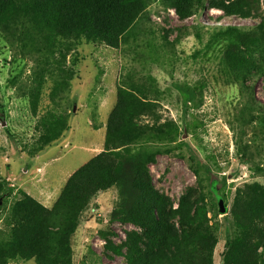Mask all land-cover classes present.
Segmentation results:
<instances>
[{"label": "rangeland", "instance_id": "1", "mask_svg": "<svg viewBox=\"0 0 264 264\" xmlns=\"http://www.w3.org/2000/svg\"><path fill=\"white\" fill-rule=\"evenodd\" d=\"M175 3L137 0L142 12L116 49L86 39L65 47L62 39L48 46L42 39L37 46L0 32V229L23 196L53 208L70 176L106 152L112 111L128 96L137 107L134 123L153 134L127 147L133 150L127 170L141 165L144 147L153 159L144 165L147 176L167 210H176L182 198L205 208L201 226L184 234L202 263H226L230 229L231 239L248 244L239 264H264V238L252 235L241 212L246 201L264 205V0L250 19H219L222 13L207 7L181 18ZM225 27L241 31L226 36ZM64 71L66 91L56 86ZM175 84L201 92L197 108L183 113ZM250 96L257 106L242 127ZM61 125L67 130L41 146L40 138ZM241 130L252 151L247 165L236 150ZM192 168L199 169L198 178ZM127 190L113 187L89 201L68 239L67 264H127V248L144 236L118 220ZM254 225L264 231V217Z\"/></svg>", "mask_w": 264, "mask_h": 264}, {"label": "trees", "instance_id": "2", "mask_svg": "<svg viewBox=\"0 0 264 264\" xmlns=\"http://www.w3.org/2000/svg\"><path fill=\"white\" fill-rule=\"evenodd\" d=\"M260 1L178 0L175 6L181 18L191 16L195 8L207 7L222 13L219 19H250L256 18ZM140 12L142 7L137 0H0V32L10 36L20 34L24 39L36 41L34 45L37 46L43 44L42 39L47 46L62 39L64 47L86 39L116 49L120 39L134 26ZM240 31L237 27H225L223 34L234 36ZM68 81V73L64 71L62 83L56 86L66 91ZM174 88L180 96L183 113L197 108L202 97L200 91L184 84H175ZM249 98L250 103L241 111L242 127L249 124L257 106L251 96ZM136 110L135 102L128 96L118 99L107 125L106 152L70 176L51 210H45L27 196L13 205L4 229H0V264L28 260H34L36 264H67L70 258L68 239L77 228L79 216L94 196L113 187L121 188V191L127 187L125 196L131 199L130 206L124 197L125 204L118 220L131 223L144 232V236L137 237L136 242L127 248V264H204L196 254L198 249L185 241L184 234L186 229L201 226L205 208L191 205L182 198L176 210L168 211L153 192L144 167L153 162L149 154L152 152L144 147H139L138 152L141 165L127 170L133 151L127 147L135 145L145 135L153 134L152 129L134 123ZM61 128L67 130L68 127L61 125L59 129L48 132L49 135H43L39 141L41 146L57 139ZM161 129L156 133L162 136L164 132ZM245 137V130H241L236 142L243 165L249 164L252 157ZM204 170L209 172L207 168ZM192 172L198 178L199 169L192 168ZM129 178L130 182L126 183ZM241 212L252 235L261 234L264 238V231L256 230L254 225V221L264 217V205L260 201H246L241 204ZM225 220L229 223L228 219ZM226 232L224 264H239L248 244L231 239L230 229Z\"/></svg>", "mask_w": 264, "mask_h": 264}]
</instances>
